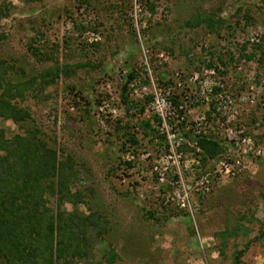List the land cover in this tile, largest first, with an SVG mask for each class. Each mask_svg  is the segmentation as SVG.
I'll use <instances>...</instances> for the list:
<instances>
[{"label":"rangeland","instance_id":"374dc122","mask_svg":"<svg viewBox=\"0 0 264 264\" xmlns=\"http://www.w3.org/2000/svg\"><path fill=\"white\" fill-rule=\"evenodd\" d=\"M151 2L154 13L148 9ZM2 3L11 7L0 19V33L8 35L0 39V57L12 60L20 76L55 64L96 65L102 60L98 68L80 67L69 77L61 74L48 87V98L26 102L47 141L60 155L72 157L70 177L88 199L87 204L67 201L63 209L84 216L92 207L101 216L104 231L87 228L88 253L77 264L103 262L109 248L118 254L111 264H264V242L256 241L264 230V140L259 137L264 132V68L257 59L248 60L243 54L249 49L241 46L264 31V13L256 26L227 30L238 5L247 3L256 14L264 0ZM218 8V15L227 19L220 35L203 25L183 26L191 14ZM89 25L97 31L91 32ZM37 30L44 34L41 38ZM30 41L38 53L30 52ZM46 53L50 59H42ZM209 60L217 68L206 67ZM132 71L138 76L123 91ZM158 94L171 100L178 94L184 105L180 114L171 108L166 118L171 138L150 111ZM211 104L216 112H210L208 120ZM148 120L150 127L144 125ZM31 125L0 121L7 135ZM200 132L218 141L222 151L204 158L197 143ZM236 159L240 162L234 170L220 171L221 162ZM177 172L190 185L208 175V191L190 188L196 206L192 213L171 198L165 202L164 194L177 187ZM250 241L244 253L237 254ZM161 255L160 262L153 259Z\"/></svg>","mask_w":264,"mask_h":264},{"label":"trees","instance_id":"16d2710c","mask_svg":"<svg viewBox=\"0 0 264 264\" xmlns=\"http://www.w3.org/2000/svg\"><path fill=\"white\" fill-rule=\"evenodd\" d=\"M146 2L150 3V0ZM10 7L4 3L0 5V19L8 15ZM258 8L260 11L255 14L253 7L247 3L238 5L232 17L233 22L229 23L227 30L232 29L234 32L237 29L244 30L247 26L260 24L259 17L264 13V7ZM148 9L151 13L155 12L152 2L148 5ZM220 9L212 13H193L184 20L183 26L193 28L203 25L210 32L220 35L221 29L227 24V19L218 15ZM79 27L82 30L88 26ZM88 28L93 33L97 31L96 27L89 25ZM36 35L37 38H41L44 34L37 30ZM7 36L4 32L0 33V39H5ZM35 40V37L31 39L34 42ZM91 43L95 44V42ZM249 45L254 48L251 49ZM241 46L243 50L249 49L243 54L248 60L257 59L264 68V31L251 41L244 40ZM29 50L38 53L40 49L31 42ZM209 53L211 56L214 53L211 47ZM256 54H259L258 58ZM49 55L46 53L42 59H50L51 55ZM218 58L222 61L221 56ZM101 62L102 60L98 64ZM98 64L91 65L89 62H77L73 65L65 63L62 66L55 64L48 69L30 73L26 77L24 74L20 76L13 69L15 65L12 60L0 57V121H12L17 125L32 122L31 126L9 135L6 134V129L0 126V260L2 264H77L78 258L87 256L88 253L85 248L87 228L99 226L101 231L104 228L100 225L101 216L97 208L89 206L90 212L84 216L80 212H67L63 209V204L67 201L87 204L88 199L82 190L75 189L74 180L70 177L69 170L75 167L72 157L69 154H61V156L58 149L47 141L44 129L34 118L31 106L26 103L29 99L36 102L41 98H48V87L54 84L61 74L69 77L76 73L77 68L87 66L98 68ZM205 65L208 68H217L210 60L205 62ZM19 71L24 73L22 68H19ZM137 76L136 72H129L122 90H127L130 82ZM213 90L217 92L219 87L215 86ZM123 98L128 103L127 97ZM172 101L177 113L180 114L181 103L178 94L172 98ZM210 112H216L213 104L208 112V120H211ZM155 120L158 121V117H155ZM144 125L150 127V120L144 122ZM181 125L183 128L186 127L185 122ZM259 137L264 140V132ZM129 141L133 144L137 143L133 135H130ZM197 141L204 158L214 157L222 151L220 143L210 135L200 132L197 134ZM55 202L56 213H54ZM262 240L264 242L263 229L256 238L257 243ZM251 243L248 242L237 254L242 255ZM117 257L116 251L109 248L107 253L103 254V262L98 264H111Z\"/></svg>","mask_w":264,"mask_h":264},{"label":"built area","instance_id":"2783aa9c","mask_svg":"<svg viewBox=\"0 0 264 264\" xmlns=\"http://www.w3.org/2000/svg\"><path fill=\"white\" fill-rule=\"evenodd\" d=\"M159 96H156L154 98H152L153 100L150 103V111L153 113V116H156L158 118L161 119L162 124H164V127L167 130V136L169 138H171V136L174 135L173 131L171 130V127L168 126L165 122H166V118H168V113H170V109L171 108H175V104L173 103V101L170 99V97H163L161 94H158ZM184 105L180 104L179 105V109H181V111L183 110ZM175 112L176 108H175ZM178 114V113H177ZM181 119L184 118V116L180 117ZM253 145V143H252ZM253 146L250 147V149ZM260 151H258L259 153ZM239 160L236 159L234 160L233 163H225V162H221V170L224 168L225 172H230L232 169H235V166L237 167L239 164ZM163 172H160V175L162 176ZM174 178L175 180V189L173 191L167 192L166 194H164L166 196V200L165 202H168L169 199L171 198V200L176 202V206L179 207L182 210L185 211H189L192 213V211H194L196 209V206L193 205V202L191 200V193H190V188H192V186L197 185L198 187H202L204 190H209L210 189V181L208 179V175H204L201 176L199 179H197L195 181V185H190L189 182L187 183L186 180H184L181 176H180V172H177V174H175ZM160 179H163V177H161Z\"/></svg>","mask_w":264,"mask_h":264},{"label":"crops","instance_id":"0c3cea01","mask_svg":"<svg viewBox=\"0 0 264 264\" xmlns=\"http://www.w3.org/2000/svg\"><path fill=\"white\" fill-rule=\"evenodd\" d=\"M191 240H192V237H191ZM174 242H175V241H174V239H173V243H174ZM194 243H195V242H194ZM183 244H184V243H178L177 246H179V247L182 248V247H183ZM162 258H164L163 255H161V257H153V259H157L158 262H160ZM159 260H160V261H159ZM146 263H147V262H146ZM160 264H164V261L162 260V262H160Z\"/></svg>","mask_w":264,"mask_h":264}]
</instances>
